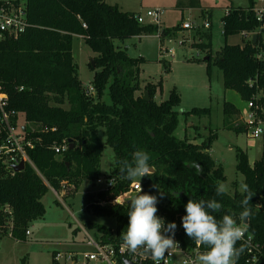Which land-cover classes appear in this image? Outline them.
<instances>
[{
    "label": "trees",
    "instance_id": "1",
    "mask_svg": "<svg viewBox=\"0 0 264 264\" xmlns=\"http://www.w3.org/2000/svg\"><path fill=\"white\" fill-rule=\"evenodd\" d=\"M255 1L249 0L246 8L232 6L230 14L222 18L225 38L260 29L261 22L253 10ZM25 2L31 26L17 39L0 41V92L7 95L9 109L23 113L27 125L35 130L32 135L40 137L41 142L29 151L36 169L27 164L24 170L12 172L0 161V238L11 234L17 240H26L30 224L45 215L42 198L50 190L49 186L56 190L71 186L77 191L83 180L96 181L101 175L100 161L106 145L115 153V165L109 175L115 176L117 183L111 189L99 191L96 199L109 201L129 189L134 180L121 178L119 161H131L132 154L142 149L149 153L154 171L152 176L141 178L144 185L141 194H157V214L165 216L167 222L176 223L175 232L184 247L195 245L181 223L189 199H215L223 205L214 213L217 219L233 214L237 223H242V192L216 195L217 183L226 178L224 168L208 152L216 134L211 133L200 143L188 136L177 137L179 112L176 108L181 102L180 95L173 89L168 99L158 103L155 96L157 87L159 90L162 87L161 81L146 84L144 91L149 100L145 99L144 92L137 94L143 57H131L115 44L116 40L158 32L162 38L172 39L177 35L179 24L160 28L157 24L140 23L136 12L124 11L105 0ZM199 3V0H188L187 3L179 1L178 5L198 8ZM75 35H80L98 53L95 66L91 64L95 70L94 95L88 94L78 77L72 52ZM263 40L258 35L256 41L243 38L241 44L226 41L214 59L213 63L223 73L224 86L237 91L242 100L253 92L249 80L258 77L264 84V61L256 56L259 47L264 48ZM198 45L207 51L209 59L203 61L210 71L211 44ZM106 93L109 102L103 99ZM66 102L68 108L63 106ZM210 112L208 107H195L187 113L207 115ZM224 112L227 116H238L239 108L226 101ZM231 127L244 131L241 125ZM101 129L105 143L100 136ZM69 139H73L74 147L62 154H56L51 148L53 143L69 142ZM237 161V170L244 175L245 184L254 195L249 204L252 214L247 218L248 227L264 251V156L251 165L248 154L238 148ZM194 162L203 168L201 174L192 166ZM90 199L89 206L94 213L116 218V239H122L121 233L128 224L129 204L102 208ZM87 224L106 238L112 237L111 228ZM52 264L59 263L53 259Z\"/></svg>",
    "mask_w": 264,
    "mask_h": 264
},
{
    "label": "rangeland",
    "instance_id": "2",
    "mask_svg": "<svg viewBox=\"0 0 264 264\" xmlns=\"http://www.w3.org/2000/svg\"><path fill=\"white\" fill-rule=\"evenodd\" d=\"M179 1L188 2L106 0L110 4L119 5L124 11L145 14L148 10H161L162 28H173L182 21H192L194 24V28L180 31L171 41H163L164 46L171 49V53L166 55L161 54V42L155 35L131 37L125 41L116 40L115 44L125 49L131 57H143V62L139 64L140 90L137 94L144 92L146 84H157L161 81L162 87L160 90L157 87L158 93L155 96L158 103L168 99L173 89L180 95L181 102L176 108L179 112V125L175 132L177 137L188 136L194 142L200 143L211 133L216 134L208 152L224 168L226 178L221 182L228 185L227 193L233 195L235 192H241V185L245 184L244 175L236 167L237 149L241 148L248 154L250 161H255L264 156V144L261 139L251 140L245 131L238 132L231 127L240 126L241 121L239 116L225 114L224 103L229 101L242 108L245 102L237 91L224 86L223 73L213 62L226 41L231 44L243 42L241 33L225 38L222 24L225 9L232 6L246 8L249 6V0H199L198 8H181ZM258 5H261V2L256 0L254 7ZM207 17L211 23L210 28L202 25ZM201 43L211 44L213 61L210 71L207 69V63L203 61L207 51L197 47ZM72 52L83 86H92L95 70L91 68V64L98 53L93 51L80 35L73 37ZM103 99L109 102L107 93ZM63 106L68 108L69 104L66 102ZM195 107H208L211 112L207 115L187 113ZM19 123H26L23 113L19 114ZM100 136L105 143L102 129ZM114 165L115 153L112 147L106 145L100 161L99 177L102 179L108 176ZM65 185L64 181L63 186ZM71 188L69 186L67 189H58L59 196L49 186L50 190L42 198L45 215L30 224V234L26 240H17L11 234L0 238V264H22L23 261L25 264H52L56 251L88 249L82 244L85 239L84 229L90 234L95 230L90 228L87 222L116 228L115 217L96 214L89 206V198L94 204L97 202V193L103 190L104 183L86 179L77 191Z\"/></svg>",
    "mask_w": 264,
    "mask_h": 264
},
{
    "label": "built area",
    "instance_id": "3",
    "mask_svg": "<svg viewBox=\"0 0 264 264\" xmlns=\"http://www.w3.org/2000/svg\"><path fill=\"white\" fill-rule=\"evenodd\" d=\"M261 5L254 7L257 19L261 22L260 29L254 32H243V38L251 40L256 35L263 37L264 31V0H259ZM231 7L225 9V15H229ZM207 12V10H206ZM209 16V15H208ZM136 18L138 22L144 24H157L162 28V11L148 10L145 14L137 13ZM223 23V21H222ZM203 27L210 28L211 23L209 17L203 22ZM31 26L27 18L26 2L25 0H0V41L5 39H17ZM84 26H86L84 24ZM194 28L192 21H182L179 24L180 31H186ZM157 36L161 42L160 50L162 55L171 53V49L164 46L163 41L172 39L162 38V33L158 32ZM264 41V40H263ZM184 43V42H183ZM173 53V52H172ZM257 59L264 61V48L259 47L256 53ZM249 87L253 89L251 96L245 100V105L239 108L238 118H240V125L244 127L247 137L251 140L261 139L264 144V84L259 82L258 77L249 80ZM89 95L95 94V88L92 86L87 88ZM21 112L11 110L8 108V97L4 92H0V161L9 168L12 172L14 166L21 163L26 167L30 164L34 169L35 165L29 156V151L34 149L38 142H41L40 137H35L33 128L27 123L20 125L19 114ZM56 128H52L54 131ZM51 148L56 154H62L69 148V142L63 140L61 143H53ZM98 183H104L103 190L111 189L117 183V178L112 175L104 176L102 179H96ZM112 181V183H110ZM140 185L142 192L144 191L143 182L134 180L129 189L120 194L116 198L104 201L98 200L95 205L104 208L114 204L125 205L130 201L131 197L139 194ZM50 188L60 196L58 190L50 186ZM131 196V197H130ZM157 216L167 220L165 216L157 214ZM246 220V223L244 222ZM239 223L246 228L245 236L242 241L238 242V247L243 244L244 252L238 260V264H264V251L262 244L257 240L256 235L249 229L248 219H244ZM85 239L82 244L87 246L86 250H68L56 251L53 254V259L59 264H153L150 256L145 255L138 250L137 253H130L123 247L122 239H116L115 229H112V237L106 238L102 232H94L90 234L86 229ZM29 235V229L26 231ZM169 235L171 233H168ZM177 246L170 250V254L166 256V264H193L197 255L206 251L202 246L196 244L192 248L184 247L177 237L174 236Z\"/></svg>",
    "mask_w": 264,
    "mask_h": 264
},
{
    "label": "clouds",
    "instance_id": "4",
    "mask_svg": "<svg viewBox=\"0 0 264 264\" xmlns=\"http://www.w3.org/2000/svg\"><path fill=\"white\" fill-rule=\"evenodd\" d=\"M149 161V153L137 149L132 154L131 161H119L121 178L128 181L139 179L140 182L141 178L152 176L154 169ZM192 166L198 174L203 172L200 164L194 162ZM215 191L217 196H222L227 193L228 185L218 182ZM241 192L244 198L241 201L243 211L240 218L244 220L252 214L249 204L254 195L247 184L241 185ZM141 193L140 185L139 194L128 201V224L126 231L121 233L123 247L133 254L138 250L142 251L151 257L153 264H166V256L178 245L174 239L177 225L175 222L165 224V220L157 216V196ZM222 207L215 199L187 201L186 214L181 218L183 230L197 246L206 248V251L197 255L193 264H238L244 246L237 245L243 240L246 228L237 223L233 214H224L217 219L214 213L219 212Z\"/></svg>",
    "mask_w": 264,
    "mask_h": 264
},
{
    "label": "water",
    "instance_id": "5",
    "mask_svg": "<svg viewBox=\"0 0 264 264\" xmlns=\"http://www.w3.org/2000/svg\"><path fill=\"white\" fill-rule=\"evenodd\" d=\"M253 39H254V41H256L257 36L255 35ZM205 59L208 60L209 57L206 56ZM92 65H93V67L95 66V62H94V61L92 62ZM144 96H145V99H146V100H149V95H148V93H147L146 91H144ZM69 147H70V148H73V147H74V141H73V139H69ZM13 168H14V170H15L16 172H20V171H22V170L25 169V166H24L23 163H21V164H19V165L14 166ZM152 168H153V167H152ZM153 169H154V168H153ZM244 222L246 223V220H244ZM126 264H131V263H130V262H126Z\"/></svg>",
    "mask_w": 264,
    "mask_h": 264
},
{
    "label": "crops",
    "instance_id": "6",
    "mask_svg": "<svg viewBox=\"0 0 264 264\" xmlns=\"http://www.w3.org/2000/svg\"><path fill=\"white\" fill-rule=\"evenodd\" d=\"M105 1H106V0H105ZM107 3H108V2H107ZM109 4H110V3H109ZM111 4H114V3H111ZM118 6H119V5H118ZM222 24H223V23H222ZM157 93H158V91H157ZM233 104H234V103H233ZM234 105H235V104H234ZM235 106H236V105H235ZM236 107H237V106H236ZM255 161H256V160H255ZM255 161H250V160H249V162H250L251 165H253V163H254Z\"/></svg>",
    "mask_w": 264,
    "mask_h": 264
}]
</instances>
